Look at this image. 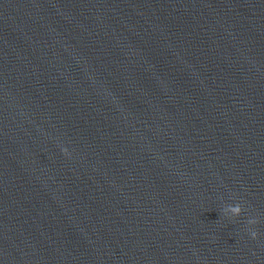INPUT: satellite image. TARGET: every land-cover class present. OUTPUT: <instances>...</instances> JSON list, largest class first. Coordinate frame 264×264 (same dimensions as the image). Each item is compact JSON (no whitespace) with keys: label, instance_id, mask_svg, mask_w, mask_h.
<instances>
[{"label":"water","instance_id":"1","mask_svg":"<svg viewBox=\"0 0 264 264\" xmlns=\"http://www.w3.org/2000/svg\"><path fill=\"white\" fill-rule=\"evenodd\" d=\"M0 264H264V0H0Z\"/></svg>","mask_w":264,"mask_h":264},{"label":"clouds","instance_id":"2","mask_svg":"<svg viewBox=\"0 0 264 264\" xmlns=\"http://www.w3.org/2000/svg\"><path fill=\"white\" fill-rule=\"evenodd\" d=\"M230 211H231L233 214H239V212H240V208H239V206H236V207L231 208ZM249 223H250V224H255L256 221H255V220H250ZM251 236H252L253 239H255L256 236H257V233H256V232H252V233H251Z\"/></svg>","mask_w":264,"mask_h":264}]
</instances>
